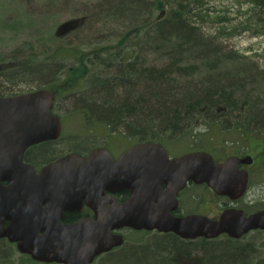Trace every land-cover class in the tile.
I'll use <instances>...</instances> for the list:
<instances>
[{"label": "trees", "instance_id": "trees-1", "mask_svg": "<svg viewBox=\"0 0 264 264\" xmlns=\"http://www.w3.org/2000/svg\"><path fill=\"white\" fill-rule=\"evenodd\" d=\"M232 7L220 9L212 0H109L96 14L104 34L97 31L91 41L113 34L118 42L85 54L79 48L63 51L75 74L96 89L91 115L123 124L144 140H171L182 152L211 150L219 134L226 146H240L251 132L264 135V105L253 99H264V67L225 45L226 38L244 32L264 35V0H235ZM36 62L31 59L33 69ZM76 94L75 100L88 101ZM239 109L248 113L241 116ZM238 241L200 240L207 249L202 264H249L253 251L263 254L255 264H264V249ZM124 258L129 260L123 264L160 262L148 252Z\"/></svg>", "mask_w": 264, "mask_h": 264}, {"label": "water", "instance_id": "water-1", "mask_svg": "<svg viewBox=\"0 0 264 264\" xmlns=\"http://www.w3.org/2000/svg\"><path fill=\"white\" fill-rule=\"evenodd\" d=\"M53 93L41 89L29 94L0 98V198L8 197L10 188L23 197L29 188H46L58 196L64 192L71 199L82 191L89 197L95 209L97 220L82 231V222L70 227V237L65 239L58 225V235L53 240L60 247H52L53 253L66 256V264H90L94 257L122 243V237L113 235V229L128 226L136 229H157L173 232L184 239L204 237L214 239L227 234L240 239L250 231L264 230V209L247 214L245 210L228 208L213 219L202 214H189L178 217L173 215L178 207L177 193L187 181L206 182L219 194L238 199L243 195L248 183L246 171L239 170L240 159L231 156L221 163H215L213 156L206 151H196L173 159L169 158L166 148L159 142H142L135 145L117 160L105 149L93 151L89 157L71 153L48 165L40 175L34 168L23 162L24 148L46 137H53L48 126L51 121V102ZM60 132V124H55V135ZM15 146V153L9 148ZM5 150L3 151V149ZM139 174L138 179L132 173ZM6 181L8 187H2ZM41 182L49 185L42 186ZM166 184L167 191H161ZM130 189L132 198L126 203L115 199H104L105 190L117 191ZM80 191V192H79ZM7 192V193H5ZM5 193V194H4ZM0 201V237L11 241H21L19 249L27 252L30 240L38 241L44 247V238L39 232L43 229L41 221H32L13 214L2 217ZM11 226L4 228V220ZM86 227V225H85ZM89 234L86 235V234ZM39 259V258H38ZM42 259V258H41Z\"/></svg>", "mask_w": 264, "mask_h": 264}, {"label": "flooded vegetation", "instance_id": "flooded-vegetation-1", "mask_svg": "<svg viewBox=\"0 0 264 264\" xmlns=\"http://www.w3.org/2000/svg\"><path fill=\"white\" fill-rule=\"evenodd\" d=\"M31 1L36 3L35 0ZM33 9L36 12L41 10L37 4L33 6ZM79 21V19H75L76 23L74 22L72 24L75 30H78L80 25L84 23V21ZM62 25L60 28H55L54 36L49 39L47 37L46 39L43 38L41 41L42 44L46 45L48 43L55 44L50 52L40 54L42 63L36 64L37 69L32 68V58H28L24 62V68L21 67L22 63L20 62L14 64L0 62V98L29 94L41 89L48 90L54 95L50 108L52 124L50 123L48 128L55 132V124L59 123V134L55 135L56 133L52 132L53 137H46L29 144L23 151V162L32 166L38 175L48 165L71 153H77L86 158L95 150L105 149L117 160L132 147L144 142L140 134L126 131L115 132L105 122L92 116L90 111L87 110L88 102L71 100L72 98L74 99L78 90L86 87L87 79L85 76H79L80 88L66 92L63 91L65 87L63 84L64 68L67 67L68 62L66 58L69 55L63 52V48L59 44L60 41H63L64 35ZM43 26H45L44 22L42 23ZM18 66L19 68H16ZM70 70L79 72L71 68ZM33 74L36 75L33 76ZM0 143L4 142L1 141ZM163 144L171 159L195 151L173 152L164 142ZM14 147L13 145L9 148V152L12 154L15 153ZM228 149L232 153L219 155L217 153L218 151L214 149L213 151L216 153L212 149L210 153L213 155L216 163L222 162L229 156L247 159L246 162H240L238 165L239 170L246 171L248 174V184L244 194L238 199H232L228 195L217 193L206 182L197 183L190 180L177 193L178 207L172 212L173 215L182 217L196 213L216 219L227 208H244L245 210L247 209L246 211L249 214L262 209V207L264 208V146L256 153L250 152V147L247 143H240V147L236 146ZM131 176L138 179V171L135 174L132 173ZM40 185L45 186L49 184L47 182H41ZM1 186L9 188L10 184L3 181ZM161 191H167L166 184L163 183L161 185ZM86 192L89 197L90 194L95 193L94 190L93 192L89 190L82 191L76 193L71 199H68L65 197L64 192L58 196L55 191L42 187L37 189L29 188L24 191L23 197H19L18 195L21 193L16 195V192L10 188L8 192L10 195L0 198V201L3 203L1 206L3 210L2 217L7 216L10 218L9 213L4 211L8 210L13 214L32 221L42 220L44 222L42 224L43 229L40 230L39 235L44 238V247L41 248L37 240L35 243L33 240H30L28 246H26L28 251L22 252L19 249V243L21 241L13 242L8 237H0V262H5L7 258L13 256L11 254H14L16 256V262L20 264H66L64 261L66 256L59 252L53 253L52 250V247H60L53 240L58 235L59 229L57 223L54 222L58 221L59 227L64 231L62 235H65V239H69L70 237V227L78 225L80 222H82V231L85 232V229L90 231L89 226L97 220V215L95 209L88 203L90 198L81 197ZM132 196L133 192L130 189L117 191L105 190L101 195L104 199H115L119 203L128 202ZM209 199L215 203L216 213L213 215H208L206 211ZM259 205L262 207H257ZM3 225L4 228H8L11 226V221L5 219ZM258 231L264 232L261 229ZM89 234L90 232L86 235L89 236ZM112 234L121 236L122 243L96 255L90 264L99 263L103 257H106V260L110 261L104 262V259H102L100 261L101 263L111 264L114 258L118 260L126 257L128 254L138 252H148L160 256V262H151L148 264H202V256L205 254L202 251H206L205 245L201 244L198 249L200 255H197L192 250L190 244L197 239L187 240L173 232H162L157 229H136L125 226L120 229H113ZM158 240H161V242H157ZM163 241H173L178 244V247L176 250L170 248L169 250L157 252L156 248ZM148 248H151V251H148Z\"/></svg>", "mask_w": 264, "mask_h": 264}, {"label": "rangeland", "instance_id": "rangeland-1", "mask_svg": "<svg viewBox=\"0 0 264 264\" xmlns=\"http://www.w3.org/2000/svg\"><path fill=\"white\" fill-rule=\"evenodd\" d=\"M35 1L36 3L32 2L31 0H0L1 63H23L28 58H32L33 60L37 61L34 65L41 64L42 57L40 56V54L50 52V50L54 48L55 44L48 43L46 45L42 44L41 41L43 40V38L46 39L47 37L49 39L50 37L54 36L55 28H60L62 24L63 30H61L63 31L64 35L63 41H60L59 44L60 46H62L63 51L67 49L69 50L79 48L85 54L87 52L95 50V48L100 49L103 45L110 46L114 44V41L118 42L117 38H111L110 36L108 38H104L105 40L100 41L98 44L92 43L91 41L92 37L97 31L100 35L104 34V28L100 27L101 22H103L102 19L99 18L96 21L91 20L92 13H100V9L103 8L105 4H108L109 0ZM212 2L220 9H224L223 5H226L227 7L233 9L232 6L235 3V0H212ZM35 4H37V6L41 9L38 12L33 9V6ZM51 10L53 11L52 13ZM75 19H79L81 22L84 21V23L80 25L79 30L74 31L72 24L75 22ZM43 22L45 26L42 27ZM226 42V46L234 48L244 56L254 59L261 67H264V35L256 36L252 35V33L250 32H244L241 34H237L234 37L226 38ZM72 61L73 60L71 59V61L67 63V67L64 68V92L75 90L81 87L79 83V76L75 74L74 71L70 70V67L75 65L74 63H72ZM35 75L36 74H33V76ZM89 85L90 82L86 85V87L78 90L77 93H79V95L88 97V99L91 100L90 94H92L91 92L93 91V84H91L90 87ZM71 100L75 101V99L73 98ZM165 141L166 143H168L167 146L173 152H176V150L179 151L178 144H173L174 142L168 139H166ZM215 141L217 142V144L213 145L212 149L218 151L217 153L219 155H222L224 153L225 155L232 153L228 148L236 147H229L228 145L226 146L222 141L221 134H219V138ZM241 142L244 144L247 143V145L250 147L251 153H256L263 148L264 137L261 136L260 132H251L246 134L242 138ZM206 211L208 215H213L216 213L215 203L213 200H208ZM157 242H161V240H158ZM247 242H254V245L259 246L260 249H264V232H252L251 234L247 235L246 238L239 240L237 243L246 244ZM199 243L200 240H196L195 242L190 243L192 250H194L197 255H200V252L198 250L200 247ZM11 255L13 256L7 258L5 262L1 261L0 264H20L16 262V256L14 254ZM130 255L132 254H128L126 257ZM102 259H104V262L110 261L106 260V257H103ZM124 260L123 258L118 260L114 258L112 259L113 263L111 264H123L129 259L124 258ZM100 261L97 264H110L101 263Z\"/></svg>", "mask_w": 264, "mask_h": 264}, {"label": "bare ground", "instance_id": "bare-ground-1", "mask_svg": "<svg viewBox=\"0 0 264 264\" xmlns=\"http://www.w3.org/2000/svg\"><path fill=\"white\" fill-rule=\"evenodd\" d=\"M99 19V16H97L96 15V13H92V16H91V20H93V21H96V20H98ZM125 27V26H124ZM123 27V28H124ZM128 30V28L126 29V30H124V33L126 32ZM111 36L113 35V34H110ZM109 35V36H110ZM96 87V86H95ZM94 90H96V89H94ZM94 90L92 91V92H94ZM91 92V93H92ZM90 96H91V100L90 99H88V97H86V99L89 101H86V102H88V105H89V107H92V105L94 104V103H97V101H96V97H95V95H93V94H90ZM90 98V97H89ZM253 99H254V101H258V103L256 104V106L257 105H259V104H263L264 105V99L263 98H261V96H259V95H257V94H254L253 95ZM95 105V104H94ZM262 110H264V107H262V106H259ZM248 112H247V110H241V109H239V111H238V114H240L241 116H244V115H246ZM263 114H264V112H263ZM94 117H96L97 119H99V120H101V121H103V122H105L112 130H114L115 132H123V131H126V132H128V130H127V128H126V126H124L123 124H114V123H112V122H110L109 120H108V118H106L105 116H101L99 113H94ZM261 117V116H260ZM109 118L113 121L114 120V118L113 117H111V116H109ZM238 118L240 119V116H238ZM231 121L232 120H234V119H230ZM229 120V121H230ZM115 121V120H114ZM136 124V123H135ZM132 125L134 128H137V129H143V127L142 126H140L139 127V125L138 124H136V125ZM161 246H164V247H161ZM177 247H178V244L177 243H175V242H173V241H163V243L162 244H159V246L156 248V251L157 252H161L162 250L164 251V250H169L170 248L171 249H174V250H176L177 249ZM148 251H151V248H148L147 249ZM205 250L207 251V249H206V247H205ZM202 252H204L205 253V251H202ZM263 257V254H261L259 251H253V252H249L248 254H247V258H250L249 260H250V262H248L249 264H255L257 261H258V259H261Z\"/></svg>", "mask_w": 264, "mask_h": 264}]
</instances>
